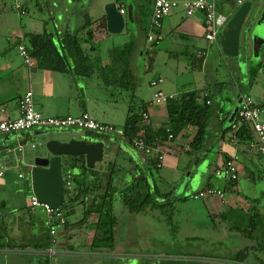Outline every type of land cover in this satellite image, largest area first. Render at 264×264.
<instances>
[{
  "label": "crops",
  "instance_id": "obj_1",
  "mask_svg": "<svg viewBox=\"0 0 264 264\" xmlns=\"http://www.w3.org/2000/svg\"><path fill=\"white\" fill-rule=\"evenodd\" d=\"M4 1L5 0H0V120L17 117L19 115L18 105L20 98L26 93V91L31 90L34 95L36 108L47 116H66L69 114L76 115L80 114L83 111H88L92 113L99 121L112 123L121 127L122 125H120L119 123H116L115 121H109L111 112H108L106 109L101 108L100 103H113L111 102V100L114 99L121 100V104L125 105L124 113L127 116V98H125V95L128 94L126 92H123L122 90L120 91L114 89V87L105 84L98 71L91 77H83L53 70L40 69L36 64L33 66L27 65L24 62L23 57L19 53L18 47L14 46V44H16V42L23 36L25 31H30V29L25 30L22 27L18 26L17 18L13 14L10 15V17L4 14L7 13L4 6L1 5L4 3ZM29 1L31 0H15V2H20L21 4ZM111 1L115 0H103V2L101 3V9L94 15L93 13H89L87 11V7L89 5H87L85 2L84 10L79 13L77 11L73 12L72 7L71 10H69V7L68 9L65 8L64 12L62 11V15L58 14V19L54 18V20H52L51 18H48L50 19V22H53V24L47 28V31L53 33L55 39L57 40L58 35L63 34L66 30L78 27L81 24L83 16L86 13H88L93 18H99L103 16L106 3ZM175 1L178 2V6L173 8L172 11L163 19V25L160 30L163 34V38L158 43L149 44L147 41V35L151 25V17L154 5L151 6L147 15L142 16L135 7L131 12L130 10L126 9L125 13L127 14V16L131 14V18L127 20L126 27L129 22L131 28L130 32H132V34L125 33L126 27L122 31V34L118 36L116 34L110 33L107 30V27H103L102 25L99 27H94V39L92 44L94 48L93 51L90 52V54H92V58L93 60H95V63L98 62L97 66H100V64L104 66L105 76H109L113 79H117L121 76V68H118L115 59H112L109 54L112 47L127 42L131 38V35L135 40V45L130 58V67L133 76L135 77L136 84L138 77L144 71L153 68V66H156L160 55L163 53L168 54L170 57L168 59V62L166 63V66L171 70H178L180 68L179 61L183 56L185 57L183 67L192 68V66H195V63H197L201 65L200 69H204L205 65L207 64L208 50H212V47L215 46L216 43L220 44V36L218 35L214 40H209L206 37L209 26L206 22L205 13L203 11H197L193 15H188L183 6V3L187 0ZM212 1L216 3L219 12L224 13L229 17L235 11V8L238 4L236 0ZM239 6L240 5H238V7ZM262 11L263 10H260V13H262ZM254 12H259L258 5L255 7ZM255 13H253L250 21L248 22L243 35L245 40L246 52L249 49L248 40L251 38L250 31H253V34L258 35V37L263 38L264 40L263 34H259L258 32H256L257 30L255 28L254 30H251L250 25H253L252 21H256L257 23L259 19L258 17H260V15H258V17L256 15L255 18ZM17 15L19 18L22 17V15H19V12ZM74 16H76L75 18H77V23H75V18H73ZM61 18H63L62 25L59 24L61 22ZM55 20L59 23H55ZM10 21H12V23H9ZM30 26L31 28H35L31 24ZM5 27H12V29L10 30V32H8ZM258 30L260 32L264 31V22H261V25L258 26ZM39 31L35 30V32ZM102 43H106V47ZM86 45L88 49L92 48L91 44ZM262 45L264 46L263 42L261 43V46ZM216 47L218 50V46ZM220 49L223 52L222 46L220 47ZM151 56L152 59L151 61H149V58ZM171 56H175L176 59H172ZM172 63L179 64L173 65ZM96 69L98 68L96 67ZM239 69L244 77L247 73H250L252 67H247L246 64L243 63L242 65L241 63V65H239ZM258 69H254L256 77H254V82L249 81V83L246 85L248 89H254V83L257 82V90H255L256 93L254 96L250 93L246 95H251L260 106L262 105L261 108L263 109L264 117V88L261 82H258ZM157 78H163V82H165L164 75H162L161 73L153 80ZM205 86H209L208 81H206V85H203L202 88L203 90H205V93L211 95V88ZM218 86L222 85L220 84ZM221 88L218 87V90ZM164 90H166L167 93H173L175 95L184 91H188L184 90V87H182V90H174L171 88H167ZM101 91L105 94H108V97L101 99L98 95ZM135 94L139 99L145 100L141 97L136 87ZM154 94L149 100L146 101L153 102ZM224 94L217 93L216 101L213 96L210 98V103L213 106V109L211 111V119L209 122L208 138L205 142L202 152L196 155H191L188 153L189 144L196 131L192 127H184L175 137L172 136L167 142L161 144L160 149L164 151L165 157L161 166L160 174L170 182H173V186L176 183H179L180 185L179 189L174 188L172 192H170V195H168L169 197L173 198L174 202H172V206L174 207V209H177L175 207L176 200L183 194L191 195L193 193L199 192L200 190L210 186V183H212L211 187L223 188V186L225 185V180L221 176L216 174V169L221 165V163L224 162L226 157H233L235 155H238V178L237 183L232 188V190L226 192V196L224 199H220L219 197H204L201 199L204 201L209 215L212 213H219L221 211H224L228 205L237 207L239 206L248 209V207H250L252 204H255V206H257V208L262 213H264V174L262 175V177L258 175L259 169L261 170V172L263 170L262 165L264 164V160L263 158L261 159V154L258 151V137L255 133L253 141H251L248 145L242 142L237 143L235 138L232 137L233 133H231V131H228L225 135L224 132L227 127L232 125L233 129V124L235 123L236 118H231V112L233 107L235 106V102L234 100L233 102H231V99L227 98L228 94L223 96ZM109 95L111 96L109 97ZM118 97L120 99H118ZM241 102L239 103V107ZM98 105H100V107ZM148 114L149 118L153 120L156 125H160L161 123L168 120V114L164 103L161 104L153 102L148 109ZM66 130H68L72 134H86L93 136L91 134H87V131L82 129ZM42 132L43 131L41 130V128H32L29 130L21 131L17 134L10 133L0 136V148L4 149L0 151L2 152L0 154V167L2 165L7 166L4 175L7 179L10 180L11 178H13V176L11 175L12 172H10V170L15 169L18 164L26 163L30 168V165L33 164L35 156L46 155V151H37L36 153L32 151L31 153L27 152L31 149L37 148V146L32 148L29 144L25 146V149L22 152H19L16 149L19 144L24 142L36 144L38 137L42 134ZM56 137L57 136L53 135L51 137H47V140ZM120 138L123 139L122 137ZM118 143L113 145V152L110 154V156H105L104 152L103 159H112L114 157V154L118 151V153L123 155L119 157V163L122 164L125 168L132 167L133 161L143 166L144 170H141V172H139L141 176L145 173V171L149 170L148 157H150V155L142 152L135 144H125L123 140H120V142ZM17 154L24 155L18 158ZM199 155L201 156L198 157ZM199 159L201 160L198 161ZM100 163L101 161L97 162L96 165H99ZM14 166L16 167L14 168ZM19 173L20 171H18L17 177ZM174 174L177 175L174 177ZM195 178L198 179L196 189L191 190L189 193L187 192L189 184L191 185V182H193ZM179 179L181 181H178ZM28 180L31 184L30 176ZM260 185L263 186L262 190H259ZM30 192L32 193V191ZM174 192L175 194L173 195ZM256 200L258 201V203L254 202ZM27 205L30 206V202H28ZM120 206H122V208L120 209L119 214L117 209ZM20 207L21 206L13 207L11 210L17 211ZM77 208L82 209L80 205ZM80 212L81 211H78V213ZM114 212L117 216V223H119L120 221L125 222L124 215H126L127 218L129 215L127 214L129 211L126 209V206L120 198H117L114 202ZM130 215L132 214L130 213ZM46 217H44V219H46ZM34 219L36 218L34 217ZM208 226L212 228L211 224H209ZM72 230L73 229H71L70 231L72 232ZM221 233L222 231H219L218 236L221 237ZM116 244L117 243L115 242V246ZM69 245L71 244L69 243ZM58 250L59 254H67L73 252L77 253L75 248L74 250L70 251L69 249L66 250L64 248H59ZM101 253L107 255L106 252Z\"/></svg>",
  "mask_w": 264,
  "mask_h": 264
},
{
  "label": "trees",
  "instance_id": "obj_2",
  "mask_svg": "<svg viewBox=\"0 0 264 264\" xmlns=\"http://www.w3.org/2000/svg\"><path fill=\"white\" fill-rule=\"evenodd\" d=\"M115 1L119 8L125 9V12L126 9L131 12L135 7L141 16L147 15L151 6L154 5V0ZM15 3L16 11L19 12V15L31 12L33 5L30 1L23 4L20 2ZM237 8L238 6H236L235 10ZM40 19L44 22L48 21L41 16ZM101 25L106 27L104 16L93 18L87 13L83 16L82 23L78 27L66 30L63 34L58 35L57 40L53 33L48 32L44 28L43 31L39 32L25 31L14 46L18 47L20 44H24L29 55L40 69L83 77H91L98 71L105 84L126 92L128 94L125 95V98H127V117L125 123L121 126L125 132V137L121 139V136L116 134H102L94 131H87L86 133L105 140L107 143L105 148L106 156H110L113 152V145L120 142V140H123L125 144L134 145V138L141 136L145 145L154 151L153 156H150L151 158L148 157L149 170L145 171L141 176L139 172L144 170L143 166L133 161L132 167L125 168L119 163V157L123 155L118 153V151L114 154L115 158L103 159L99 165L93 168L87 166L85 155L83 154L65 157L63 165L65 199L64 204L59 207L62 216L53 215L50 217L47 215L46 219H34L32 209L27 204L21 206L17 211L10 210L7 214L15 217L10 222L11 224L16 223L18 225L29 222L31 226L39 229L32 236L26 235L28 237L27 240H29L27 243L17 242L13 239L8 241V244H0V248L8 247L23 250L30 246V248L45 250L54 246L56 249L74 250L75 247L69 245L72 239V233L69 231L81 228L86 224L93 228V236L90 242V246L93 249L114 248L117 235V216L114 212V202L117 198L123 201L131 214L140 212H153L156 214L154 210L158 209L168 214L167 219L165 218L167 222H174L173 212L171 211H174L172 206L174 200L168 195L174 188H179L180 185L177 186L176 183L174 187L173 182L161 176L158 156L163 153V150H160V147L161 144L170 139V135L175 137L184 127H192L196 133L189 144L188 153L191 155L201 153L208 138L209 122L213 109L211 103L207 101L210 100L213 94L205 93L203 88L176 94L174 98L164 103L168 120L156 125L148 114V109L153 102L139 99L135 94L136 81L130 67V58L135 45L133 36L131 35L127 42L112 47L109 54L112 59H115L118 68H121V76L119 78L113 79L105 76L104 66L100 64L98 67V62L95 63V60H93L90 52L94 48L92 46L94 27ZM130 31L131 28L128 22L125 33L132 34ZM86 44H91L92 48L88 49ZM151 59L152 56L149 61ZM205 87L209 88V86ZM144 114H147L148 118H145ZM234 118H236L235 122H237L238 114ZM228 131L233 133L232 137L236 138L237 143L242 142L249 145L254 139L255 132L248 122H242L236 131L232 129V125L227 127L224 132L225 135ZM229 159H231L230 156L226 157L225 161ZM262 168V172L260 169L258 171V175L261 177L264 174V164ZM68 175L70 177L67 178ZM178 181L181 180L179 179ZM236 183L237 178L225 180L223 191L225 193L231 191ZM211 184L208 187H211ZM160 186L165 188L163 192L159 191ZM26 187L31 189L29 180H27ZM196 193L189 196L192 198ZM182 198H188V194H183ZM201 198L204 197L198 199ZM254 202L258 203L257 200ZM79 205L82 207L80 212L82 215L75 220H71L70 216L79 214L77 208ZM22 212L28 213L29 221L22 220L20 216L16 218V214ZM210 217L212 219L211 222L216 227L221 225L222 228L224 227L230 233L243 236L251 242L244 249L237 250L231 256V260L238 262L250 260L256 264H264V213L255 204H252L248 209L228 205L224 211L212 213ZM61 218L64 219L63 223ZM0 220L4 222L3 217ZM60 227H63V230ZM52 229H55L57 234H51ZM23 239L25 240V238ZM58 254L59 252L53 257ZM53 257L44 255L39 257V259H42L43 264H49V259Z\"/></svg>",
  "mask_w": 264,
  "mask_h": 264
},
{
  "label": "rangeland",
  "instance_id": "obj_3",
  "mask_svg": "<svg viewBox=\"0 0 264 264\" xmlns=\"http://www.w3.org/2000/svg\"><path fill=\"white\" fill-rule=\"evenodd\" d=\"M249 1L253 3V8L247 15L244 24L243 33L241 35L240 55H227L221 51L220 44L216 43V45L212 47V50H208L207 64L204 69H200L201 65L197 63H195V66H192V68L183 67L185 57L179 55L181 57L179 61L180 68L178 70H171L166 66L170 57L168 54L163 53L160 55L155 67L153 66V68L144 71L142 74L140 73L141 75L138 77L136 88L141 97L145 100H149L153 96L154 91H156L158 87L153 86L151 81L160 73L164 75L165 78V82H162L160 84L161 86H159V88L162 87L163 90L167 88L182 90V87H184V90L193 88L199 89L202 88L203 85H206V81H208L215 101L217 100V93H225L223 96L228 94L227 98L231 99V102L234 100L235 105L238 100L244 98L246 94L250 93L253 96L255 95L257 82L254 83V89H248L246 87L249 81L254 82L256 78L254 69L260 68L258 69V82L260 81L264 88V46L262 45L260 48L256 46V49H253L255 45L253 39L250 38L248 40L249 49L247 53L243 37L245 28L253 13H255V7L257 5L259 7V12L255 13L257 17L260 15V10H264V0ZM30 2L33 5L31 12L23 14L21 18L17 15L18 11H16L15 0H5L1 5L4 6L7 12H3L5 15L10 17V15L13 14L17 18L18 26L25 30L43 31L44 28L47 29L53 24L48 18L52 20H54V18L58 19V14L62 15L65 8L68 9L69 7V10H71L72 7L73 12L77 11L79 13L84 10L85 2L89 5L87 11L94 15L101 9L103 0H31ZM40 16L46 20L48 19V21L44 22L40 19ZM75 17L76 16L73 18ZM60 20V23L56 20L55 23L62 25L63 18ZM77 22V18H75V23ZM9 23H12V21ZM30 24L35 28H31ZM5 29L10 32L12 27H5ZM256 30L259 34L264 35V31L260 32L258 26ZM120 34H122V32L116 35L118 36ZM256 37L257 40L260 39L258 35H256ZM102 44L106 47V43ZM216 46H218V50ZM171 58L176 59L175 56H171ZM241 63L242 65L243 63L246 64L247 67H252L250 73H247L244 77L239 69ZM175 64L177 65L179 63H174L173 65ZM220 84L222 86H218ZM218 87L222 88L218 90ZM98 95L101 99L108 97V94L102 91L99 92ZM110 96L111 95H109V97ZM118 99L120 98L118 97ZM111 102L113 103L101 102V108L111 112L109 121H115L123 125L127 117L124 113L125 105L121 104V100L114 99L111 100ZM98 106L100 107V105ZM66 129L78 130L76 128H41L43 132L39 135L36 142L37 148L27 152H45L47 150V137L53 135L59 137V135H57L58 132L65 131ZM2 149H0V151H2ZM1 153L2 152H0V154ZM22 155L20 154L17 157L20 158ZM15 167L16 166H14V168ZM18 171L22 172L25 178H18ZM10 172H12L11 175L13 176L10 180L5 176L0 177V219L2 217L4 218V222L0 220V244H8V241L13 239L17 242L22 241L27 243L29 240H27L28 237L26 235L32 236L39 228H34L29 222L18 225L16 223L11 224L10 222L15 217L7 213L13 207L24 206L29 202L31 195L30 190L32 191V189L26 187L27 180L30 176L29 166L26 163H21L18 164L15 169L10 170ZM176 175L177 174H174L173 176L175 177ZM197 181L198 179L195 178L193 182H191V185L189 184L187 192L190 193L191 190L196 189ZM178 185L179 183L177 186ZM262 188L263 186L260 185L259 190H262ZM164 189V187L160 186L159 191L163 192ZM174 194L175 192L173 195ZM182 197L183 195L176 200L175 207L177 209H174V211L171 210L173 212L174 221L172 223L165 220L168 214L161 212L163 210H154L156 214L153 212H140L135 215H130L128 212V218L124 215L125 222L120 221L117 223V244L111 249L99 248L95 250L90 246L93 228L87 224L81 228L73 229L72 232L69 231L72 233V239L69 243L75 246L77 253H60L56 258H51L49 264H240V261L231 260V256L235 254L237 250L244 249L246 245L250 244V240L243 236L231 234L227 229L225 230L224 227L222 228L221 225L216 227L215 224L211 222L212 219L202 199H193L189 195L188 198ZM121 208L122 206L117 209L119 214ZM41 210L42 209L39 207L32 210L33 216L36 219L46 217L45 211ZM78 211H82V209L78 208ZM81 215L82 213L72 215L70 219L75 220ZM17 216H20L24 221H29L28 213H18L16 214V218ZM209 224L212 225V228L208 226ZM60 229L63 230V227H60ZM219 231H222L221 237L218 236ZM23 238H25V240ZM101 252H106L107 255ZM44 255H47V249H34L30 248V246L23 250L2 247L0 248V264H43L42 259H39V257Z\"/></svg>",
  "mask_w": 264,
  "mask_h": 264
},
{
  "label": "built area",
  "instance_id": "obj_4",
  "mask_svg": "<svg viewBox=\"0 0 264 264\" xmlns=\"http://www.w3.org/2000/svg\"><path fill=\"white\" fill-rule=\"evenodd\" d=\"M238 5L243 4L249 0H236ZM178 6V2L175 0H154V9L151 17V25L147 35V41L149 44L158 43L162 38L161 28L163 25V19L172 11L173 8ZM184 9L188 15H193L197 11H203L205 13L206 22L209 26L206 37L209 40H214L221 32L222 27L228 21L229 16L218 11L216 3L212 0H187L183 3ZM121 12L124 14L125 9L120 8ZM18 51L24 59V62L29 65H35V61L29 55L24 44L18 46ZM163 82V78H158L151 81L153 86L158 87L155 91L153 102L155 103H166L167 100L174 98L176 95L173 93H166L161 88L160 84ZM210 103V100L207 101ZM19 115L14 118L1 119L0 120V136L5 134L14 133L17 134L21 131L29 130L32 128H78L86 131H94L102 134H116L121 137H125V132L122 127L114 125L112 123H105L99 121L92 113L88 111H83L76 115H66V116H47L40 112L35 106L34 95L31 90H28L19 102ZM238 121L233 124V129H236L241 125L242 122H248L251 124L254 132L256 133L259 144L258 150L260 151L262 158L264 160V117L263 109L256 102V100L251 95H246L242 99L240 107L238 109ZM145 118H148L147 114H144ZM172 135H170V138ZM236 140V138H235ZM30 145L32 148L36 147L35 143L24 142L17 146V151L22 152L26 145ZM134 144L146 154L153 156L154 151L145 145L144 140L141 136L134 138ZM162 150V149H160ZM164 151L159 154L158 166H162L164 160ZM239 157L235 155L229 160H224L223 163L216 169V174L221 176L224 180L236 179L238 178L239 172ZM7 166L2 165L0 167V177L5 175ZM19 178H24L25 175L20 172L18 174ZM70 175L67 176V178ZM65 182V176H64ZM70 184V182H68ZM226 193L222 188L218 187H206L200 190L198 193L192 196L193 199H198L200 197H219L224 199ZM30 207L32 210L36 208H41L45 211L46 215L61 217L62 213L59 208L53 209L48 203L40 202L38 197L32 192L30 195ZM61 222L64 219L61 218ZM51 234H57L55 229L51 230ZM58 253L56 247L51 246L47 249L48 256H55Z\"/></svg>",
  "mask_w": 264,
  "mask_h": 264
},
{
  "label": "water",
  "instance_id": "obj_5",
  "mask_svg": "<svg viewBox=\"0 0 264 264\" xmlns=\"http://www.w3.org/2000/svg\"><path fill=\"white\" fill-rule=\"evenodd\" d=\"M251 9L252 3L250 1L244 2L233 12L224 25L220 34V44L225 54L230 56L240 54L241 35ZM259 14L260 17L257 23L252 21L251 30L256 29L257 26L261 25V22H264V10ZM103 16L106 19L107 30L112 34L121 33L126 27L127 20L131 18V14L127 16L126 13L121 12L116 1L106 3ZM250 33L255 45L254 49H256V46L260 48L263 38L257 40L256 34H253V31H250ZM241 100L239 99L233 107L231 118L236 116ZM57 135H59L58 138L47 140L46 155L35 156L34 162L29 168L32 192L40 202L48 203L53 209H57L64 204L63 165L65 157L83 154L87 166L93 168L97 162L103 160L105 148L107 147L105 140L95 136L72 134L69 131H59Z\"/></svg>",
  "mask_w": 264,
  "mask_h": 264
},
{
  "label": "flooded vegetation",
  "instance_id": "obj_6",
  "mask_svg": "<svg viewBox=\"0 0 264 264\" xmlns=\"http://www.w3.org/2000/svg\"><path fill=\"white\" fill-rule=\"evenodd\" d=\"M240 264H256L253 261H242Z\"/></svg>",
  "mask_w": 264,
  "mask_h": 264
},
{
  "label": "clouds",
  "instance_id": "obj_7",
  "mask_svg": "<svg viewBox=\"0 0 264 264\" xmlns=\"http://www.w3.org/2000/svg\"><path fill=\"white\" fill-rule=\"evenodd\" d=\"M243 99V98H242Z\"/></svg>",
  "mask_w": 264,
  "mask_h": 264
}]
</instances>
